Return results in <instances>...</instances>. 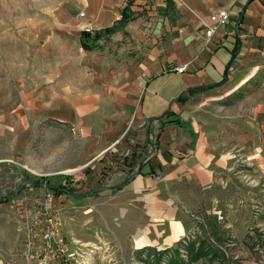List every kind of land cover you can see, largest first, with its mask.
Here are the masks:
<instances>
[{"label":"crops","instance_id":"obj_1","mask_svg":"<svg viewBox=\"0 0 264 264\" xmlns=\"http://www.w3.org/2000/svg\"><path fill=\"white\" fill-rule=\"evenodd\" d=\"M125 4L100 0L87 7L71 38L74 56L56 57L55 72L53 63L17 106L0 113V163L15 159L74 173L114 155L138 160L101 216L122 246L165 248L196 232L194 210L220 206L240 172L247 182L255 175L264 182L263 96L243 99V111L225 120L192 116L201 108L193 107L197 97L232 96L264 81V0H137L122 24ZM219 10L228 11L229 21L208 37ZM115 23L113 34H101L99 49H83L86 26L97 32ZM49 42L40 58L56 55ZM181 94L188 99L179 100ZM68 128L73 132L66 134ZM153 130L157 144L147 139ZM75 134L83 138L80 149ZM119 164L125 174L132 170ZM17 225L11 204L1 200L0 264H10L20 245ZM62 226L69 238L63 217Z\"/></svg>","mask_w":264,"mask_h":264},{"label":"rangeland","instance_id":"obj_2","mask_svg":"<svg viewBox=\"0 0 264 264\" xmlns=\"http://www.w3.org/2000/svg\"><path fill=\"white\" fill-rule=\"evenodd\" d=\"M99 1L0 0V113H5L7 108L11 111L17 106L22 94L31 92L41 83L42 77L49 74L48 68L52 67L53 63L54 73L56 57L57 61L61 62L63 54L74 56L73 51L77 48L73 46L71 38L78 29L77 23L80 24L87 17V7ZM119 1L126 3L123 11L125 8L129 10V7L137 2ZM84 12L86 14L83 15ZM47 41H50L52 51L56 54L49 60L40 58L39 55L41 47ZM82 46L84 50L89 51L100 48L99 43L92 42L88 47ZM263 82L252 83L232 96L226 97L224 92H220L212 97H197L193 107L201 108L195 109L192 116L204 121L202 115L207 112L208 118L221 121L225 120L228 114L242 112L244 108L238 107V104L242 103L243 99L250 96L264 97ZM129 122V126L133 128L134 119ZM71 132L73 128L65 130L66 134ZM157 134L158 132L153 130L147 139L157 144ZM78 135L75 134V143L80 149L83 138ZM33 152L36 156L37 149L34 148ZM147 152L148 144L145 153ZM3 153L4 149L0 145V155ZM111 159L109 162L97 160L96 166L89 165L88 168L83 167L74 173L46 170L42 167L40 169L37 165L27 166L15 159H8L9 161L0 163V201H11L15 196L27 191L28 186H24L13 195H6L13 192L23 181L31 182V187L38 192L45 190L33 181L46 183L47 188L54 190L59 201L65 204L61 217L72 245H83L87 250L93 249L86 255L91 264H171L169 258L178 247L181 249V256L190 259L185 246L194 240L197 241V246L202 240L206 241V249L215 252L216 256L213 261L204 257L205 259L201 258L193 264H264V182L260 175H255L252 182V176L249 175L248 183L247 176L240 172L237 184L225 193L224 202L220 206L210 205L208 209L194 210L196 232L182 240L181 245L177 243L165 248L150 246L134 249L120 245L111 230L112 225H107L101 214L104 213V201H107L109 194L116 191L112 187L131 177L133 169L138 168L139 161H131V158L122 160L116 155L111 156ZM144 161L145 159L141 160L143 164ZM119 162L132 170L125 174V168L120 166ZM239 167L245 169L242 165ZM59 185L65 190L59 192L58 189L52 188H59ZM167 249L169 251L165 252Z\"/></svg>","mask_w":264,"mask_h":264},{"label":"built area","instance_id":"obj_3","mask_svg":"<svg viewBox=\"0 0 264 264\" xmlns=\"http://www.w3.org/2000/svg\"><path fill=\"white\" fill-rule=\"evenodd\" d=\"M85 12L83 13V15ZM214 24L207 27L205 34L212 37L219 26L229 21L227 10H219L212 16ZM85 29L92 36V27ZM186 66L178 68L183 72ZM9 161V160H8ZM11 161V160H10ZM28 190L15 196L9 203L17 218V229L20 233V245L10 260V264H91L86 255L87 247H74L62 226V202L54 190L41 186L45 192H38L27 183Z\"/></svg>","mask_w":264,"mask_h":264},{"label":"trees","instance_id":"obj_4","mask_svg":"<svg viewBox=\"0 0 264 264\" xmlns=\"http://www.w3.org/2000/svg\"><path fill=\"white\" fill-rule=\"evenodd\" d=\"M131 14H132L131 11H129L128 8H125L123 11L122 17L119 19V22L122 24H126L132 18ZM117 26H118V24L115 23L111 27H106L102 31H97L94 36H92L90 34V32L87 31L86 29L83 30L82 34H81V39H82L83 45L88 47L90 42H92L93 44H96L102 33L113 34L115 32ZM196 90H197L196 88L190 89L189 93H193ZM187 99H188V97L185 94H181V96H179V100L186 101ZM124 183H121L119 185L121 186ZM58 190H59V192L64 191L65 188L63 186L59 185ZM6 197H8V196H6ZM199 243H200V245L197 246V241H195V240L189 241L188 244L185 246V250L187 251L189 258H190L188 260L181 256V253H180L181 249L179 247L174 249L173 255L169 258L171 264H193L195 261H197L201 258H204V257H207V258L209 257V259H211L213 261L215 259L214 257L216 256L215 252H211V250L208 249L209 250L208 251L206 249L207 248L206 241L202 240ZM178 244L181 245L182 240H180V242ZM168 249H171V248H168ZM168 249L165 250V252L169 251ZM219 264H221V263H219Z\"/></svg>","mask_w":264,"mask_h":264},{"label":"water","instance_id":"obj_5","mask_svg":"<svg viewBox=\"0 0 264 264\" xmlns=\"http://www.w3.org/2000/svg\"><path fill=\"white\" fill-rule=\"evenodd\" d=\"M35 184H38V185H41V186H45V185H47L46 183H44V182H39V181H33ZM27 183H30L29 181H23V182H21L20 183V185L18 186V187H16L15 188V190L13 191V192H11V193H9V194H6V195H13V194H15V192H18V191H20V190H22L23 189V187L27 184ZM52 188H55V189H58L57 187H54V186H52ZM113 189H118L119 188V186H114V187H112Z\"/></svg>","mask_w":264,"mask_h":264}]
</instances>
